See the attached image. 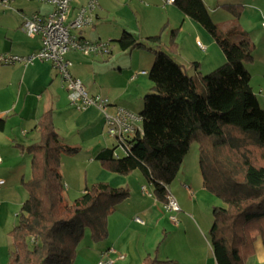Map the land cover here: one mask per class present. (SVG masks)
<instances>
[{
	"label": "crops",
	"instance_id": "0c3cea01",
	"mask_svg": "<svg viewBox=\"0 0 264 264\" xmlns=\"http://www.w3.org/2000/svg\"><path fill=\"white\" fill-rule=\"evenodd\" d=\"M86 1L71 0L68 17L71 18ZM172 1L96 0L93 24L78 34L90 42L112 40L110 53L83 55L69 51L66 58L71 62V75L82 81L90 95L99 94L109 99L112 105L109 112L119 106L139 115L143 96L152 85L148 71L153 54L144 49H120L113 40L124 30L145 41L147 36L158 34L167 24L160 32L161 48L167 51L170 31L177 28V51L172 57L189 75L206 74L225 61L211 35L178 10ZM203 1L213 21L220 15L217 23L214 22L225 31L231 27L233 17L222 5L242 4L238 25L253 44V59L246 63V68L250 79L254 68L264 71V30L261 27L264 0ZM51 8L50 4L37 0L0 3V54L25 56L36 52L40 48V37L27 36L21 29L22 21L24 17L43 14ZM221 9L230 16L223 15ZM46 111H51L59 140L79 147L73 155L62 154L60 163L64 188L67 191L77 189L73 198L79 196L86 185L96 181L129 191L127 199L109 215L104 239L93 241L85 231L73 264H97L108 248L124 254L123 259H116V253H109L115 258L113 264H141L147 256L157 260L154 264H216L207 237L212 225V209L203 206V201L212 200L206 194L198 163L191 165L190 173L180 171L179 167L169 186L179 210L169 212L164 203L155 198L151 185L139 170L119 175L101 166L97 153L115 144L105 132L102 113L94 106L79 110L72 105L51 62L38 59L30 63L0 62V179L3 180L0 184V264H7L9 260L12 244L9 231L16 224L27 196L23 183L30 178V156L25 148L38 141L37 121ZM136 124L140 129L141 121ZM245 264H264V246L260 238L255 240L254 253Z\"/></svg>",
	"mask_w": 264,
	"mask_h": 264
},
{
	"label": "trees",
	"instance_id": "16d2710c",
	"mask_svg": "<svg viewBox=\"0 0 264 264\" xmlns=\"http://www.w3.org/2000/svg\"><path fill=\"white\" fill-rule=\"evenodd\" d=\"M172 4L211 35L225 61L206 74L189 75L172 57L177 28L170 31L167 51L161 48L160 33L167 24L145 41L124 30L113 40L120 49L153 54L148 71L152 85L143 96L141 128L127 138V155L114 158L113 146L101 149L96 158L105 170L119 175L139 170L164 203L191 144L197 142L203 185L223 202L212 208L207 236L216 264H245L257 238L264 246V109L246 68L253 59V44L238 25L243 6L222 5L233 17L225 31L212 20L203 0ZM37 129L38 141L25 148L30 178L23 183L27 196L9 231L7 264H73L85 231L93 241L104 239L109 215L129 191L96 181L65 204L61 155H73L79 147L59 140L51 111L40 115ZM248 147L256 148L260 159ZM155 262L147 256L141 264Z\"/></svg>",
	"mask_w": 264,
	"mask_h": 264
},
{
	"label": "built area",
	"instance_id": "2783aa9c",
	"mask_svg": "<svg viewBox=\"0 0 264 264\" xmlns=\"http://www.w3.org/2000/svg\"><path fill=\"white\" fill-rule=\"evenodd\" d=\"M8 1L0 0V3L5 5ZM37 1L50 4L51 10L43 14L33 13L24 17L21 29L29 37L39 35L40 48L25 56L1 53L0 62L30 63L34 59L51 62L62 86L68 93L69 102L79 110L94 106L102 113L105 132L115 140L112 156L119 158L127 155L130 149L127 138L139 130L136 123L141 121L140 116L119 106L114 108V112H109L108 109L112 106L109 99L99 94L90 95L82 81L71 75V62L66 58L69 51H77L83 55H108L110 53L111 41L90 42L78 34L79 31L93 24V11L97 8L96 0H87L85 5L77 8L71 18L68 17L71 0ZM261 27L264 30V19L261 21ZM197 44L203 48L199 41ZM1 183H3L2 179H0ZM164 207L169 212L179 210L178 202L170 191L167 192ZM135 219L140 221L139 217ZM171 219L175 220L174 216H171ZM109 253H116V251L113 248H108L102 252L97 264H113L115 258L109 256ZM123 258L124 254L116 253V259Z\"/></svg>",
	"mask_w": 264,
	"mask_h": 264
},
{
	"label": "rangeland",
	"instance_id": "374dc122",
	"mask_svg": "<svg viewBox=\"0 0 264 264\" xmlns=\"http://www.w3.org/2000/svg\"><path fill=\"white\" fill-rule=\"evenodd\" d=\"M27 1V0H26ZM31 2L34 0H30ZM215 7V6H214ZM221 13H223V15L226 16H230L229 14H227V12L225 10H220ZM220 13V12H219ZM218 17L220 18V15H216L214 21L217 23L218 21ZM252 73V77L250 79V85L252 87L253 92L256 94L257 99L259 100L260 105L262 106V108L264 109V75H261L262 73H264V71L254 68ZM249 150L251 151L252 155L258 159H260L259 155H258V151L256 148H252V147H248ZM199 150H198V143L197 142H193L189 148L188 153L186 154V156L184 157L181 165H180V171H185L187 170V173H190V168L191 165L193 166V164L195 165V163H198L199 165V156H198ZM196 158V161H195ZM264 162L263 159H260ZM192 163V164H191ZM91 184V183H90ZM88 184V185H90ZM171 185V184H170ZM75 190L77 189H70V191H67L65 188L63 189V196H64V203L68 204L70 203L73 199V196L75 197ZM170 191V189H169ZM171 192V191H170ZM206 194L208 195V197H210V199L212 201H203L202 199L200 201H203V206L207 207L208 210L211 211V209L213 208V206H221L223 205V202L217 198L211 191L206 189ZM208 203V204H207ZM88 233V231H86Z\"/></svg>",
	"mask_w": 264,
	"mask_h": 264
}]
</instances>
